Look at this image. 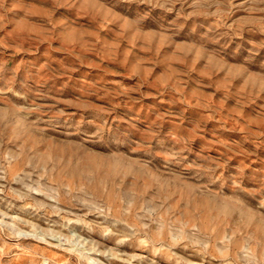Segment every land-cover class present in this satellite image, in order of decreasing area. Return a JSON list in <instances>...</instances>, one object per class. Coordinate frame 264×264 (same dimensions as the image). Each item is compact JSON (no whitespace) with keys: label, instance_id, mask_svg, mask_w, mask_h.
<instances>
[{"label":"rangeland","instance_id":"rangeland-1","mask_svg":"<svg viewBox=\"0 0 264 264\" xmlns=\"http://www.w3.org/2000/svg\"><path fill=\"white\" fill-rule=\"evenodd\" d=\"M0 264H264V0H0Z\"/></svg>","mask_w":264,"mask_h":264}]
</instances>
